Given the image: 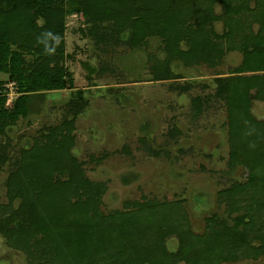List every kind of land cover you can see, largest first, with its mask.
<instances>
[{
  "label": "trees",
  "instance_id": "1",
  "mask_svg": "<svg viewBox=\"0 0 264 264\" xmlns=\"http://www.w3.org/2000/svg\"><path fill=\"white\" fill-rule=\"evenodd\" d=\"M73 12L86 17L87 35L96 43L117 42L128 32L129 45L141 47L158 37L163 57H148L154 80L181 78L172 68L176 62L213 71V96L225 108L228 170H248L245 182L220 190L219 197L235 206L241 200L234 196L245 191L251 201L258 198L254 211L261 214L264 118L255 117L252 105L264 102V0H0V73L18 89L10 109L0 92V133L27 115L32 97L73 84L65 67V18ZM232 51L240 53V64L217 71ZM207 102L194 96L192 115ZM74 128L75 116L48 128L44 140L33 138L6 179L0 234L27 264H220L264 251V234L250 214L233 223L212 215L207 232L197 234L179 200L126 201L103 212V185L90 180L71 153ZM173 239L175 249L168 244Z\"/></svg>",
  "mask_w": 264,
  "mask_h": 264
},
{
  "label": "rangeland",
  "instance_id": "2",
  "mask_svg": "<svg viewBox=\"0 0 264 264\" xmlns=\"http://www.w3.org/2000/svg\"><path fill=\"white\" fill-rule=\"evenodd\" d=\"M65 24V67L73 84L32 97L27 115L0 133V203L7 202L6 179L17 165L20 148L33 138L44 140L48 128L75 116L71 153L82 162L85 175L103 185V212L121 209L126 201L179 200L193 233L207 232L212 215L233 223L246 214L264 234V211H254L258 198L251 201L252 195L250 199L245 191L237 193L235 200L241 203L233 206L218 194L245 182L248 170L241 165L228 170L225 108L213 96V71L176 62L172 68L181 78L154 80L148 57H163L158 37L148 38L141 47L129 45L128 32L117 42L110 38L96 43L87 35L90 24L82 13H69ZM214 29L220 33L221 24L214 23ZM240 62V53L232 51L216 70L227 72ZM0 80L4 106L10 109L17 86L6 74L0 73ZM196 95L208 97L197 117L190 108ZM252 113L263 119L264 102L255 101ZM168 244L175 249L176 240ZM0 264H27L25 254L10 247L1 234ZM220 264H264V251Z\"/></svg>",
  "mask_w": 264,
  "mask_h": 264
}]
</instances>
